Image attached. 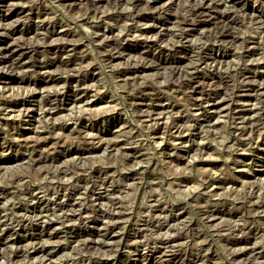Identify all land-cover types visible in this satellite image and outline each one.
Wrapping results in <instances>:
<instances>
[{
	"label": "clouds",
	"instance_id": "obj_1",
	"mask_svg": "<svg viewBox=\"0 0 264 264\" xmlns=\"http://www.w3.org/2000/svg\"><path fill=\"white\" fill-rule=\"evenodd\" d=\"M153 3L154 0H108L103 5L98 0H72L71 3L8 0L0 3V36H9V30L17 25L22 26L21 31L33 23L36 27L34 37H16L12 41L25 52L32 53L29 57L32 66H24L29 61L20 62L25 54L22 52L11 64L0 65V72L33 80L41 76L75 77L77 82L70 95H74L77 101L89 90L92 100L97 97L107 100L105 106L98 108L77 104L68 115L54 119L46 117L45 113L63 108L65 100L60 99L59 94L65 92L64 85L44 89H0V120L13 118L9 116L12 110L7 109L3 101L27 99L33 93H40L36 102L40 123L35 126L37 135L34 138H19L14 128L10 130L0 123V130L4 132L0 139V158L13 153L17 156L23 153L29 158L15 169H6V179L2 181L5 186L11 185V192L6 196L0 193L3 198L0 202V236L5 229L13 230V236L3 241L4 247H0L3 264H44L47 257L29 259L28 256L35 249L49 244L70 246L72 251L55 262L47 260V264H60L63 260L68 264H91L93 259H111L123 243L117 240L109 244L106 239L110 226L116 223L112 217L118 213L129 214L130 220L135 218L133 232L139 238L129 243L137 245V251L142 246L143 252L148 254L173 235L183 233L187 239L177 248L191 247L199 256L202 254L201 245L211 242L218 257L216 264H264V181L258 179L254 184H243L241 189L227 187L239 183L241 175H264V157L256 153L260 147L259 138L264 137V80L249 79L244 75L250 65L264 63V0H163L151 7ZM18 5L20 14L16 19L6 21L4 17ZM249 5L252 11L248 10ZM201 8L206 11H198ZM110 12L118 15L105 19ZM144 12L153 13L156 18L151 22L137 19ZM33 13L37 18H33ZM169 15H174L175 20L167 26ZM54 21L63 24L74 38L61 37L51 42L71 44L72 48L66 49V55L60 58V66L41 72L37 65L42 67L57 59L47 51L36 56V45L46 43V38H50ZM203 21L211 22L212 27L194 35ZM109 28L114 30L112 35L107 34ZM145 29L158 31L148 34ZM221 36L225 38L220 39ZM253 38L259 40L260 54L249 59L245 55L246 44ZM109 41L114 43L109 44ZM128 41H143V50L137 54L122 51ZM149 41L156 43L152 45ZM77 44L84 45L82 51L75 50ZM209 45H220L223 51L231 50L233 58L222 64L205 51ZM185 51L190 52L185 56L188 63L181 64L176 58ZM2 53L0 49V59H3ZM73 57H76L75 66L70 67ZM93 66L96 69L95 82L83 83L89 78ZM127 70L136 74L125 78ZM197 73H202L204 78ZM210 74L218 75L219 79L209 82L206 78ZM250 85L258 86L254 93L256 105L237 100ZM221 89L222 99L228 101V112L225 114L223 109L219 110L217 121L213 119L209 105L215 102L213 94H218ZM53 94L57 98H52ZM138 97L144 98V105L137 103ZM233 104H238L242 110L256 108L255 122L246 124L251 117L236 116ZM157 106L165 110L154 112ZM29 111L23 108L15 112L14 119H27ZM81 117L86 118V123H80ZM160 117L168 119L161 120ZM69 122L80 126L74 127L67 136L56 132L57 124L63 126ZM116 124L121 126L115 128L113 135L135 150L131 157L122 150L117 152L115 147H110L99 157L83 155L97 150L102 144L112 143L103 134L111 133ZM160 125H163V132L157 135ZM89 128L94 130L89 131ZM249 130L252 135L248 134ZM41 131H46L47 135L40 136ZM50 137L56 140L51 148L41 150L37 147L41 139ZM59 145H64L67 155L74 151L81 155L62 164L33 167L37 159L46 161ZM37 152L39 156L34 157ZM129 158L133 163H125ZM93 160L100 164L96 173L93 172ZM197 160L220 163L205 169L197 165ZM104 161L114 162L116 173L108 175ZM133 170H136L134 179L120 175ZM17 174L21 179L13 183L12 176ZM145 174L154 179H148ZM215 186H219V191L214 190ZM141 188L144 189L143 198L138 202ZM113 192L120 195H113ZM258 192L261 195L258 196ZM33 205L39 208L38 212L32 211ZM156 205L164 209L160 215L153 212ZM20 207L24 210L17 211ZM177 207L188 213L187 219L170 224L169 215L175 218ZM145 208L148 210L144 211ZM217 209L223 211L224 217L213 216ZM93 219L104 220L100 238L91 244L84 239L73 243L76 230L89 229ZM194 220L198 222L196 228L190 227ZM213 220L217 222L212 223ZM53 222L57 226L51 228L49 238H43L47 231L44 226ZM34 225L41 226V239L20 246L8 242L21 227L30 230ZM253 231L255 243L250 245L251 254L243 260H233L234 254L245 252V248H232L222 242V238L235 241L250 237ZM57 232L61 233L60 238L51 239V234ZM201 234L203 240L199 239ZM168 250L176 249L169 247ZM21 252L23 260H13V254Z\"/></svg>",
	"mask_w": 264,
	"mask_h": 264
},
{
	"label": "rangeland",
	"instance_id": "obj_2",
	"mask_svg": "<svg viewBox=\"0 0 264 264\" xmlns=\"http://www.w3.org/2000/svg\"><path fill=\"white\" fill-rule=\"evenodd\" d=\"M62 2L68 3L65 0H62ZM107 2H108V0H105V1H102V3H100V4H102V5L103 4H107ZM161 2H163V0L155 2V4L153 6H151V7H155L157 3H161ZM0 3H1V0H0ZM248 10L252 11L251 5H249ZM19 14L20 13L12 12L10 14L11 16L8 17L5 20L6 21H11L13 19H16V17ZM45 15H47V13H45ZM117 15H118L117 13L110 12V13H108L105 16V19H111V18L116 17ZM119 15H123V14H119ZM33 18L34 19L36 18V14L35 13H33ZM155 18H156L155 14L150 13V12L141 13L140 16L137 17V19H140L143 22H146V21L147 22H151ZM174 20H175V16L174 15H169V17H168V25L167 26H170V23L172 21H174ZM157 22H159V21H157ZM59 25H63V24H59V23L54 21L51 30L53 29L54 26L56 27V26H59ZM45 27L47 28V22H46ZM210 27H212V23L211 22L203 24L202 26L200 25L198 27V29L193 32V34L194 35H198L199 31H202L205 28H210ZM21 28H22L21 25H17L15 29H12V33L9 36H0V45L6 44V43H12L13 39H15L16 37L31 38V37H34L36 35V27H35L34 23L32 25H30L29 28L23 29V31H21ZM45 29H43V30H45ZM64 29H65V27H64ZM97 30L103 31L102 28H98ZM155 31H158V29H150V33H148V34H152ZM51 37H53V38H51ZM61 37H63L64 39H67V40L74 38L72 33L69 32V31H67L65 34L64 33L62 34V32H60L58 34L50 36V38H46V43L42 42V43H39V44L36 45V49H37L36 56L39 57L42 52L47 51V53L50 56L51 55H55V56L57 55L56 57H57V59H59L60 58V54L58 53V50L62 47V45H65V44H54L51 41L60 39ZM224 38H225L224 36L220 37V39H224ZM49 40H51V41H49ZM148 43L149 44L153 43L152 45H155L156 42L155 41H149ZM258 43H259L258 38H253L251 41H249L246 44L245 55L249 59H252L255 56H259L257 54V53L260 54L259 48L257 47ZM125 45H128L129 48H132V49L134 48L133 50H131V49L125 50V52H128L130 54H137L139 51H142L143 48H144V42L143 41H128ZM83 48H84L83 44H77V49L76 50H77V52H79V51H82ZM255 48H257V49H255ZM205 51L209 53V56L212 54L210 57H212L214 55H217V54L218 55H222V56L225 55V57H217L216 58V60H218V61H219V58H220V60L222 61V62L221 61L220 62L222 64H225L226 62L230 61L233 58L232 55H231V50L223 51V50H221L220 45H209V48L206 49ZM31 55H32L31 52H26V54H24L22 56V58L24 57V60L29 61V57ZM184 55L185 56L190 55V52L189 51H185L184 52V54L181 56L182 62H179L181 64L188 63V60L185 58ZM73 60L76 62V57L72 58L71 64L68 65V66H70V67L71 66H75V63H74ZM0 65H3V64H0ZM29 65H30V67L32 66L30 61L24 66L25 67H29ZM49 65H52V66L47 67V68H41V67L37 66V70L41 71V72H43L45 70L52 71L56 67L60 66L59 63L56 64V65H53V64H49ZM249 67H250L249 70L245 71L244 75L249 76L248 72H250L249 73L250 75L253 74V72L254 73L256 72L257 74H260L261 76H258L256 78L255 77H253V78L249 77V78L250 79H254V80H264V63H261L259 65H250ZM95 70H96L95 66H93V68L89 70V72H90L89 78L86 79L83 82L89 83V84L90 83H94L95 82ZM135 74L136 73H133L132 70H127V71H125V78L130 77V75L133 76ZM198 74H197L198 76H200L201 78H204L202 73H198ZM0 75L2 76V78H0V89H2V88H24V89H26L28 87H36V88H39V89H44V88L60 87L61 85H64L65 86V93H67V89H70L71 92L73 91L72 86L77 82L76 78L75 77H71V76L67 77V79H65L64 77H61V78L59 77L58 78L56 76H52V77L41 76V77H38L35 80H33L31 77L21 78L18 75L10 74V73L0 72ZM57 78L61 79V80L56 81L55 79H57ZM206 79H208L209 82H211L212 79H217L218 80L219 77L216 74H210L209 77H207ZM249 87H251V86H249ZM249 87L247 89H249ZM145 91L146 92L147 91H151V89H145ZM220 91H223V90L221 89ZM250 93H251L252 96H244V97L243 96H238L237 100L239 102H242V103H251V104L254 103L252 105H255L257 103V98L254 95L255 91H250ZM196 94L198 95L199 92H197ZM90 95H91V90H89V93L87 95H84V102L72 103V104H68L70 102L67 101L68 100L67 98H71V96L70 97H63L62 96V98H60V99L65 100L63 108L62 109H58L56 111L57 113L56 112L50 113V115L49 116L47 115V117L58 119V118H60L62 116L68 115L69 112L71 111V109L73 107H75L77 104H79V106H81V107H83L85 104H88L90 107H97V108L105 106L107 104V100H104L101 97H97V99L92 100L90 98ZM213 95L215 96L216 99H219V101L221 102V105H222V107L219 108V109L212 108V105L211 104L209 105V108L211 110V115H212L213 119L218 121L219 120V116L217 115V113L219 112V110L223 109V112L225 114L228 112V107H227L228 101L222 99L223 93L220 94V95L214 93ZM140 98L141 97L137 98V103L140 101L139 100ZM39 99H40V93L36 92V93H33L30 96H28L27 99L3 101L2 103L4 104V106L7 109L12 110V111H10L12 113L9 112V114H10V117H13V118L6 119V120H0V123H3L5 125H7L10 130L14 128L15 132L18 135L19 138H22V139L34 138L36 136V134H37L36 130H35V126L40 123V113L38 111V107L39 106L36 103L37 101H39ZM144 103H145V101H144ZM138 104L144 105V104H141V103H138ZM236 105H238V104H233L232 108L234 110L235 115L239 117V114L237 113L238 109H236L234 107ZM23 108L30 109V111L28 112V118L23 120V121L15 120L14 119V113L20 111ZM255 112L252 113V115H251L252 120L254 119L253 122H252L251 119H249V120H251L249 122L250 124H251V122L252 123L255 122V118L257 119V117L255 116ZM241 115L244 116V117H245V115H246V117H249L248 115H250V114L241 113L240 116ZM164 119H168V118H165V117L161 118V120H164ZM80 123L81 124L86 123V118L85 117H81V122ZM220 123H222V121ZM17 125H20V126L16 127ZM78 126H80V125L72 124L70 122L68 124L63 125V126H61L60 124H57L56 132L60 133V134H62L64 136H67L69 133L72 132V129L74 127H78ZM120 126H121L120 124H116L115 127L112 128L111 133L103 134L104 138L106 140H108V141H111L112 143H115V145L112 146V147H115L117 152H120L122 150L124 153L130 154V153H132V151L134 152L135 150L133 148H131V147H128L124 140L115 138L114 135H113V133L115 132V128H118ZM219 126L220 125L218 123L217 127H219ZM88 130L89 131H93L94 129L89 128ZM234 131H239V129H234ZM162 132H163V125H160V127L156 130L155 134L160 135V134H162ZM40 134H42L41 136H45V134L47 135V132L46 131H41V133H39V135ZM248 134L252 135L253 133L251 132V130H249ZM3 135H4V132L2 130H0V139L3 138ZM55 143H56L55 138L54 137H50V143L48 145H46V146H43L40 149L43 150L45 148H51L52 145L55 144ZM259 145H260V147L256 150V153H257L258 156L264 157V137H260L259 138ZM110 147L111 146H109V144H102V145L99 146V148L97 150L86 152L84 156L99 157L102 154L106 153ZM205 147L207 148V146H205ZM127 149H129V150L127 151ZM74 152L72 153V155H67V154L64 153V145H59V146H57V151L52 152L49 155V158L46 161L42 162L41 160L37 159L36 164L33 165V167H41V166H43V164H49V165L50 164H62V163H64L65 160L72 159L73 157L77 156L76 154L80 153L78 151L77 152L74 151ZM35 154H34V157H38L39 156L38 152L35 153ZM0 159L4 161V162H2L0 160V162H2L0 164V193L8 192V195H9L10 192H11V185L5 186V184L2 183V180L4 181L6 179L5 170L6 169H15L16 166L25 164V162L29 158L27 157V155H24L23 153H21L20 156H17V155H15V153H13V154H10V156H8V157H4V158H0ZM92 163L95 165V167L93 168V172L94 173L98 172V170L100 169V164L97 163L96 160H93ZM125 163L131 164V163H133V161H132L131 158H129L128 160L125 161ZM219 163L220 162L215 161V160H205V161L197 160V165L199 167H202V168H205V169L213 168L216 165H218ZM104 164L106 165V171H107L108 175L116 173L117 165L114 162L104 161ZM220 166H222V165H220ZM135 174H136V170H133L132 172H121L120 173V175L122 177L123 176H132L133 179L135 178ZM145 175H146V177L148 179H154V177L148 176V174H145ZM20 179H21V176L19 174L12 176V182L17 183V181L19 182ZM258 179L264 181V175L259 174V173L256 174V175H252V176H249L247 174L241 175L239 183H237L235 185L229 184V185H227V187L231 188V187L234 186L237 189H241L243 184H254L255 181L258 180ZM182 180L186 181L187 178H182ZM53 182L54 183L56 182L55 178H53ZM82 182L83 181L81 180V183ZM129 183H131V181H129ZM89 191L91 193V190H89ZM216 191H219V188ZM143 192H144V189L141 188L140 192H139V195L137 196V201L138 202L143 198ZM76 195H79V192H76ZM113 195L119 196L120 193L119 192H113ZM257 195L259 196V195H261V193L258 192ZM60 198H62V196ZM258 206L254 205V207H256V208ZM143 210L147 211L148 209L145 208ZM163 211H164V209L160 205H156L155 208L153 209V212H154L155 215H160ZM214 212L218 213V217H224V213L220 209H217ZM176 215L177 216L175 218L173 216L171 217V215H169V223L170 224H176V223H178V221H183V220L187 219L188 213L186 211H184L183 209L177 207ZM112 218L116 221V223L114 225L110 226L109 235L108 236L113 237L112 239H114V242L117 241V240L123 241V243H121V245H120V251L115 255V257H113L111 259H109V258H104V259H100V260L93 259L91 261V264H136L137 262H135V261L141 255H142L141 256L142 258L138 260V264H202V263L203 264H213V263L216 264V261H217L218 257H217V254H216L215 246L212 245L211 242H206V243L201 245L202 254L199 255V256H197L196 252L191 247H188L187 249L179 248L178 249V256H171V257L170 256H165V258H164L165 262H162L161 260H159L160 256H156L155 257L153 255V251L157 250L158 248L154 249V250H151L150 253H148V254L143 252L142 246H141V250L137 251V245L129 243L130 240L139 238L138 235L134 234V232H133L134 219L135 218L133 217L130 220L129 219V214L121 215L119 213L116 214ZM230 218L235 219L236 216H231ZM211 222L212 223H216L217 221L213 220ZM103 223H104V220L93 219L92 221H90L91 227L89 229L83 230V231L77 229L75 235H78V234H80L82 232L95 233L96 236L90 235L89 238L93 237V239L98 240L100 238V234H101V229L103 227ZM56 226L57 225H56L55 222H53V225L51 227H48L47 225L44 226L47 229V231L45 233H48L49 231H51L52 227H56ZM197 226H198V222L195 221V220L192 222V225H190V227H192V228H196ZM41 230L42 229H41L40 225H34V226H32V228L30 230H26L23 227H21L18 230L19 233L16 232L14 237H16L17 235H21V236L22 235L23 236L27 235V236H29L30 234L41 232ZM162 230H166V229H162ZM9 233H13V230L5 229L3 234H9ZM60 235H61V233L57 232L54 235V238L51 237V239L57 240V239L60 238ZM45 238H48V237H45ZM172 238H174V239L178 238V240L176 242L178 243V241H179L180 245H182L184 243V240L187 239V237L183 233H181L179 236L173 235L170 239H172ZM199 239L200 240L204 239L203 234H201ZM240 239H243V238H240ZM247 239L251 242L249 245L247 243L237 244L236 243L237 240L228 242L226 238H224V239L222 238V242H227L228 245L230 247H232V248H237V247H243L244 248V246L245 247L246 246L250 247V245L255 242V232L253 231V233L250 234V237H247ZM33 241L36 242V240H31L29 242H22V243H19V244L10 243V242L9 243L12 244V245H15V246H20V245H28L30 243H34ZM76 242L78 243V241H73V243H76ZM193 243H195V241H193ZM109 244H111V243L109 242ZM162 245H164L163 242H162ZM48 246H50L52 250H55V251H53V256L51 258V260L54 261V262L57 260L58 257L63 256L66 253H71V251H72L70 246L66 247L63 244H60L58 246L49 244ZM0 247H4V244H0ZM125 249H127V250H125ZM39 256H44V255L40 254ZM247 256H239L237 253H235L234 256H233V260L240 261V260L245 259ZM36 257H38V255L28 256L29 259H35ZM45 257H47V256H45ZM205 257H207V259H205ZM262 258H264V257H262ZM21 259L23 260V257H21ZM0 264H3L2 260H0ZM37 264H39V262H37ZM44 264H47L46 260H45ZM60 264H68V261L67 260H63V261L60 262Z\"/></svg>",
	"mask_w": 264,
	"mask_h": 264
},
{
	"label": "bare ground",
	"instance_id": "obj_3",
	"mask_svg": "<svg viewBox=\"0 0 264 264\" xmlns=\"http://www.w3.org/2000/svg\"><path fill=\"white\" fill-rule=\"evenodd\" d=\"M66 2H68V3H71L72 2V0H65ZM102 1H105V0H98V2L99 3H102ZM157 1H161V0H154V3L151 5V6H153L154 4H155V2H157ZM8 2V0H1V3H7ZM75 6V5H74ZM25 11H28L27 9H25ZM198 11H206V9H203V8H201V9H198ZM13 12L15 13V12H17V13H20L21 12V8H20V6L18 5L17 6V8L16 9H14L13 10ZM11 14V13H10ZM10 14H8L7 16H5L4 17V19H7L8 17H10L11 15ZM37 18V17H36ZM224 18H227L226 16L224 17ZM147 22V21H146ZM206 23H209V22H207V21H203V22H200V24H199V26L201 25H203V24H206ZM60 24V23H59ZM206 26V25H205ZM55 27V26H54ZM53 27V29L50 31V36H53V35H55V34H58V33H60V32H62V34L64 33H66L67 32V30L66 29H64V25H59V26H56L55 28ZM46 28V27H45ZM43 30V29H42ZM10 31V33H12V30H9ZM144 32H146V33H150V29H145L144 30ZM112 33H113V29H111V28H109L108 29V31H107V34L108 35H112ZM222 37V36H221ZM51 38H53V37H51ZM56 38V37H55ZM69 40H71V39H69ZM49 41H51V40H49ZM109 44H112V43H114L113 41H109L108 42ZM14 43H6V44H2V45H0V49H2L3 50V53H2V55H3V59H0V64H11V62L13 61V60H15L16 59V57L17 56H20V54L22 53V52H24L25 54H26V52H25V49L23 48V47H18L16 44H14ZM151 44H153V43H151ZM57 47V46H56ZM68 48H72V45L71 44H65V45H62V47L58 50V53L60 54V58L62 57V56H64V55H66V49H68ZM55 49V48H54ZM77 49V45L75 46V50ZM128 49H131V50H133L132 48H129V46L128 45H124L123 47H122V51H125V50H128ZM255 49H257V48H255ZM77 51V50H76ZM257 51V50H256ZM260 51V50H259ZM56 54V53H55ZM58 54V55H59ZM247 54V53H246ZM258 55H259V53H257ZM212 55V54H211ZM210 55V56H211ZM57 56V55H56ZM185 56V55H184ZM212 57H214L215 58V60H216V58L217 57H225V55L224 56H222V55H214V56H212ZM60 58L59 59H57V60H55V61H50L48 64H46V65H44V66H40V65H37L38 67H41V68H47V67H50V66H52V65H49V64H53V65H56V64H60ZM75 58V57H74ZM182 58H181V56L180 57H178V58H176V60H177V62H182V60H181ZM222 59V58H221ZM225 59V58H224ZM24 61H26V60H24V57L22 58V56H21V61L20 62H24ZM72 61V60H71ZM74 61V60H73ZM218 61V60H217ZM219 61H221L220 60V58H219ZM222 62V61H221ZM74 63H75V61H74ZM27 63H25V65H26ZM70 64H71V62H70ZM69 64V65H70ZM167 66V65H166ZM29 67H30V65H29ZM250 68V67H249ZM132 72L133 73H136L135 71H133L132 70ZM250 72H248V77H258V76H261L260 74H257L256 72V74L253 72V74H249ZM198 74V73H197ZM263 74V73H262ZM199 75V74H198ZM9 76V75H8ZM127 76V75H126ZM131 76V75H130ZM247 76V75H246ZM0 78H2V76L0 75ZM61 78V77H60ZM263 78V77H262ZM250 79V78H249ZM56 81H58V80H61V79H55ZM76 80H77V78H76ZM2 81V80H1ZM4 81V80H3ZM7 82V81H6ZM83 83H85V82H83ZM251 87H249V89H247L246 91H245V93L244 94H242L241 96H252L251 95V93H250V91H255L256 92V90H257V85H250ZM70 93H72L71 92V90L70 89H67V93H65V92H63V93H60L59 94V98H62V96L63 97H70L71 96V98H67L68 100L67 101H70V103H68V104H72V103H80V102H84V95L82 94L81 96H80V99H79V101H77L76 100V97L74 96V95H70ZM223 93V91H219V95L220 94H222ZM52 98H57V96H56V94H53V97ZM218 98V97H217ZM140 101L138 102V103H141V104H144V98H140L139 99ZM243 104H251V103H243ZM252 104H254V103H252ZM257 104V103H256ZM255 104V105H256ZM92 105V104H91ZM211 105H212V108H216V109H219V108H221L222 107V105H221V102L219 101V99H216L215 98V102L214 103H211ZM12 106V105H11ZM48 105H47V103L45 104V107H47ZM16 107V106H15ZM236 109H238L237 110V113L239 114V116H240V114L241 113H247V114H250V115H248L249 117H251V115H252V113H254L255 111H257V109L256 108H252V109H241L238 105H236V106H234ZM18 110V109H17ZM165 110V108L164 107H160V106H157V107H155L154 109H153V111L154 112H163ZM61 111V110H60ZM14 112V111H13ZM59 112V111H58ZM10 113H12V112H10ZM57 113V112H56ZM236 113V114H237ZM47 115L49 116L50 115V113H48V112H46L45 113V116L47 117ZM53 115V114H52ZM9 116H10V114H9ZM242 116V115H241ZM53 117V116H52ZM244 117V116H243ZM245 117H246V115H245ZM162 117H160V119H161ZM252 118V117H251ZM256 119V118H255ZM252 120V119H251ZM251 120H246L245 121V123L246 124H250L249 122L251 121ZM254 120V119H253ZM253 120H252V122H253ZM251 122V123H252ZM41 133V132H40ZM37 135V134H36ZM42 134H40V136H41ZM46 135V134H45ZM21 136V135H20ZM33 136V135H32ZM32 138H30V139H25V140H31ZM50 143V138L48 139V140H43V139H41L40 141H39V143L37 144V147L38 148H42L43 146H46V145H48ZM115 145V143H110L109 144V146H114ZM128 148V147H127ZM129 149H127V151H128ZM77 152V151H76ZM131 152V151H130ZM75 153V152H74ZM86 153V152H85ZM85 153H83V155H85ZM88 154V153H87ZM133 154V151H132V153H130V154H128L129 155V157H131V155ZM36 155V154H35ZM72 155V154H71ZM77 156H75V157H78V156H80L81 155V153H78V154H76ZM54 158V157H53ZM62 159V158H61ZM60 159V160H61ZM1 160V159H0ZM2 162H4L3 160H1ZM2 162H0V164L2 163ZM8 164V163H7ZM5 165V164H4ZM7 168V167H6ZM109 173V172H108ZM3 181V180H2ZM18 182V181H17ZM13 183H15V182H13ZM219 188V186H215L214 187V190L216 191L217 189ZM9 190V189H8ZM7 191V190H6ZM5 196L6 195H8V192H4L3 193ZM0 202H3V198L2 197H0ZM39 203V202H38ZM69 206H71V204L69 203ZM258 206V205H257ZM40 207H42V205H40ZM257 208H259V206L257 207ZM23 211L24 209H23V207H20V208H18L17 209V211ZM32 211H39V208L36 206V205H33L32 206ZM177 216V215H176ZM213 216H216V217H218V213H216V212H213ZM172 217V216H171ZM53 225V224H52ZM52 225H47L48 227H51ZM55 226V225H54ZM51 231H49L48 233H45V236L43 237V238H45V237H48L49 238V236H48V234L50 233ZM19 233V232H18ZM99 233V232H98ZM56 233H52L51 234V237H53L54 238V235H55ZM113 234V233H112ZM90 235H94V236H96L95 235V233H88V232H82V233H80V234H78V235H75V240L74 241H80L81 239H84V240H88V242H89V244H91L92 243V241L93 240H96V239H93V237L92 238H89V236ZM98 235V234H97ZM9 236H13V233H9V234H3L2 236H0V244H3V241H5V240H8V237ZM116 237V236H115ZM42 237L40 236V232H37V233H34V234H30L29 236H27V235H25V236H21V235H17L16 237H14V239H12V240H10V241H8V242H10V243H17V244H19V243H22V242H29V241H31V240H39V239H41ZM113 237H110V236H107L106 237V239L112 244L113 242H114V239H112ZM224 239V238H223ZM227 239V238H226ZM178 240V238H172V239H170V240H167V241H164L163 242V244L164 245H162L161 247H158V249L157 250H154L153 251V255L156 257V256H160V259L159 260H161L162 262H165V256H178V249L179 248H177L176 246H179L180 245V243H179V241H178V243L176 242ZM34 242V241H33ZM229 242V241H228ZM77 243V242H76ZM237 244H241V243H247L248 245L251 243L247 238H243V239H239V240H237V242H236ZM255 243V242H254ZM169 247H172V248H175L176 250H172V251H169L168 249H169ZM243 248V247H242ZM244 248H245V252H240V253H237L239 256H247V255H250L251 254V252H252V249L250 248V247H245L244 246ZM51 250V251H50ZM53 251H55V250H52L51 249V247L50 246H45V247H43V248H37V249H35L34 251H32V252H30L29 253V256H34V255H40V254H43L44 256H47L48 258H47V260H51V258H52V256H53ZM152 254V253H151ZM206 254V253H205ZM142 256V255H141ZM139 257V258H137V260L135 261V262H137L136 264H138V260L139 259H141L142 257ZM21 257H23V254H22V252L21 253H14L13 254V260H15V261H20V260H22L21 259ZM46 260V261H47ZM149 261V260H148ZM174 263V262H173ZM177 263V262H176ZM180 263V262H179ZM203 264V263H202ZM214 264V263H213Z\"/></svg>",
	"mask_w": 264,
	"mask_h": 264
}]
</instances>
